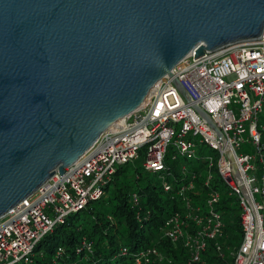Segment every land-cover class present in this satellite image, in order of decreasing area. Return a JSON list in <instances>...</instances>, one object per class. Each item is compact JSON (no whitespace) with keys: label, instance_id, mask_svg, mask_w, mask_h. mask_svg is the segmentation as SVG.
<instances>
[{"label":"water","instance_id":"water-1","mask_svg":"<svg viewBox=\"0 0 264 264\" xmlns=\"http://www.w3.org/2000/svg\"><path fill=\"white\" fill-rule=\"evenodd\" d=\"M261 35L264 0H0V217L142 105L190 52Z\"/></svg>","mask_w":264,"mask_h":264},{"label":"built area","instance_id":"built-area-1","mask_svg":"<svg viewBox=\"0 0 264 264\" xmlns=\"http://www.w3.org/2000/svg\"><path fill=\"white\" fill-rule=\"evenodd\" d=\"M173 78L180 81L189 99L176 87ZM196 105L209 115L224 140L195 109ZM263 114L264 35L205 50L200 56L194 57V51L190 52L172 68L171 76L165 75L153 85L142 105L102 131L62 174L56 170L43 185L0 217V264H28L42 255L45 238L99 198L119 166L142 157L141 165L146 170L163 171L169 146L186 158L196 156L199 148L204 147L208 168L216 167L224 184L237 195L242 209L244 237L232 264H264V175L257 177L258 166L264 170V126L260 123L264 121ZM227 148L241 171L240 181L250 194L256 216L230 168ZM210 178L209 174L205 184ZM169 187L164 183V190ZM132 196L137 202V195ZM183 199L189 208V199ZM218 199V192L209 193L211 217L195 236L188 237L192 252L187 264L199 260L205 249L204 237L213 236L221 226L219 214L212 209ZM187 217L201 223L195 215L189 213ZM166 225L165 234L171 240L183 234L184 224L178 214ZM82 250L91 252V242L85 237L76 249ZM62 252L63 248L57 246L54 263ZM126 252L123 247L122 253ZM147 254L160 255L152 248L137 254L135 264H141Z\"/></svg>","mask_w":264,"mask_h":264},{"label":"trees","instance_id":"trees-1","mask_svg":"<svg viewBox=\"0 0 264 264\" xmlns=\"http://www.w3.org/2000/svg\"><path fill=\"white\" fill-rule=\"evenodd\" d=\"M260 123L264 126V121ZM261 139L264 142V128ZM205 152L200 147L196 156L186 158L169 146L161 172L146 170L141 165L142 157L119 166L105 192L55 228L42 243V255L28 264H135L137 254L152 248L160 255L147 254L141 264H187L192 252L187 239L208 224L211 208L207 200L212 191L219 194L212 209L219 214L221 226L213 236L204 237L205 249L193 264H232L244 237L242 209L216 167L208 168ZM260 167L257 177L264 175ZM209 174L211 178L205 184ZM164 183L170 186L168 190H164ZM185 197L190 201L189 208ZM189 213L201 218V223L187 217ZM175 214L184 225L183 234L173 241L165 233L166 222ZM83 237L91 242V252L76 251ZM57 246L63 252L54 263ZM123 247L127 249L125 254Z\"/></svg>","mask_w":264,"mask_h":264},{"label":"bare ground","instance_id":"bare-ground-1","mask_svg":"<svg viewBox=\"0 0 264 264\" xmlns=\"http://www.w3.org/2000/svg\"><path fill=\"white\" fill-rule=\"evenodd\" d=\"M235 177L237 178V180H240L241 179V171H240V169L239 168H237V172H236V174H235ZM257 221L259 222V219H258V217H257Z\"/></svg>","mask_w":264,"mask_h":264},{"label":"rangeland","instance_id":"rangeland-1","mask_svg":"<svg viewBox=\"0 0 264 264\" xmlns=\"http://www.w3.org/2000/svg\"><path fill=\"white\" fill-rule=\"evenodd\" d=\"M262 117H263V115H262ZM243 147H244V146H242V149H243ZM246 147H247V146H246ZM246 150L249 151V148H247ZM242 151H244V150H242ZM43 248H44V246H42V249H43Z\"/></svg>","mask_w":264,"mask_h":264}]
</instances>
